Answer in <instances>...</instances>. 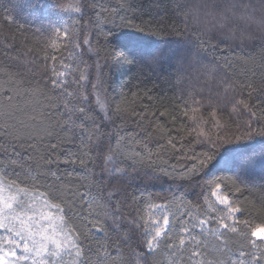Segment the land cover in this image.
Wrapping results in <instances>:
<instances>
[{
    "label": "snow or ice",
    "instance_id": "snow-or-ice-1",
    "mask_svg": "<svg viewBox=\"0 0 264 264\" xmlns=\"http://www.w3.org/2000/svg\"><path fill=\"white\" fill-rule=\"evenodd\" d=\"M121 6L15 4L32 20L0 39V264H264V0H200L232 36L195 33L191 52L185 0L173 44L121 35ZM218 51L251 74L221 75ZM124 63L177 97L113 95L105 75Z\"/></svg>",
    "mask_w": 264,
    "mask_h": 264
},
{
    "label": "trees",
    "instance_id": "trees-1",
    "mask_svg": "<svg viewBox=\"0 0 264 264\" xmlns=\"http://www.w3.org/2000/svg\"><path fill=\"white\" fill-rule=\"evenodd\" d=\"M17 0H0V39L4 36H8L12 33H16L19 36L18 26L27 28L31 23L32 18L28 15L26 11L19 10L15 8ZM22 2V0H21ZM107 2L112 6L122 5L119 9V15L114 17L115 26L118 32L123 34H132L135 36H140L143 39L153 41L156 43L173 44L175 41L180 40L181 37L175 33H172L175 27L178 30L183 28V25L176 18L173 12L174 0H107ZM185 7L190 10L188 16V32L185 39L191 41L187 45L189 51L195 49V33H203L206 37H213L217 40L225 39L232 36L230 30L225 27L223 29L218 28L212 20L211 15L207 12L200 10V0H185ZM16 16L15 24H4L3 17L8 15L9 12ZM132 23L133 25L144 27L146 29L145 33L141 34L136 31L135 28H123L120 29L122 23ZM87 23V18L85 19ZM109 27H113L112 24ZM254 28V26H253ZM164 29L161 35H153L151 33L159 32ZM31 36V33H28ZM260 33L254 32V38L252 40H245L246 44L252 45L258 42ZM215 42V41H214ZM233 46L240 43L239 39H231L230 41ZM217 59H219L222 67L219 69L220 74L232 73L236 74L238 77L248 72L241 63L238 62L237 57L240 53L233 54L231 52L218 51L216 54ZM211 59V57H209ZM227 60L231 63L232 67H228L224 61ZM191 60L188 61V70L191 73ZM252 66L249 65V68ZM257 73V80L261 73L259 67L255 68ZM193 85L197 84L196 74L191 73ZM106 86L110 89H115L112 93L116 95L121 91L127 93L129 88L136 90L135 86L140 85L141 88L151 89L156 95L160 96L161 100L167 103L169 98L177 97V86L174 81L171 80L167 75L156 76L148 73V78L141 75L139 68L135 64L124 63L115 67L111 70L110 75L106 73L105 75ZM144 84L141 85V81ZM77 171L81 172L82 169L79 165H76ZM218 175H230V173L220 172ZM151 191L157 196H169L167 192V186H157ZM198 191V190H197ZM189 199H193L191 191L189 192ZM156 202H162L159 199Z\"/></svg>",
    "mask_w": 264,
    "mask_h": 264
}]
</instances>
